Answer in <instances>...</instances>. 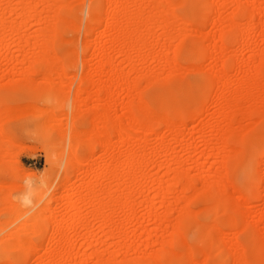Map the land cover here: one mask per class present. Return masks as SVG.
I'll return each instance as SVG.
<instances>
[{
  "label": "rangeland",
  "instance_id": "374dc122",
  "mask_svg": "<svg viewBox=\"0 0 264 264\" xmlns=\"http://www.w3.org/2000/svg\"><path fill=\"white\" fill-rule=\"evenodd\" d=\"M40 1L42 0H25L24 3V0H0V20L4 21L7 33L3 41L0 36V102L7 108L31 106L26 110L20 109L23 112L16 109L12 115L16 117L20 112V119L18 116L9 117L10 120L4 124V137H0V264H11L16 260L20 264H39L44 258L43 252L48 248L47 242L52 234V227L44 222V218L49 217L53 211H57V223L63 222L60 228L62 227L61 232L65 238L61 244L53 247L72 253L69 257L71 262L65 264H76L82 260H86V264H94L97 257L103 264H180L182 256H187L184 264H233L234 253H242L247 261H254V254L263 243L262 238L264 239V172L260 176L256 171L261 161H264V75L257 78V85L256 82H251L252 88L244 83L248 84L247 80L250 79L256 80V72L262 70L264 63L261 59L264 53V0H208L213 2L210 3L213 7L210 11L203 10L198 0H176L178 6L175 4L170 9L176 17L168 19L171 23L167 20L171 24L167 32L160 26L161 18L165 17L152 16L159 21L147 19L151 18L153 7L165 0H117L118 8L129 14L138 9V1L143 11L142 22L145 21V25L141 26L146 28L145 32L139 30L138 35L144 34L142 39L146 41L148 48L141 55L137 54L135 48L134 51L130 50L127 54L129 59L119 49L113 50L114 52L109 50L111 42H103L104 45L94 48V52H87L85 48L88 43L99 45L100 38H107L110 33L107 27L110 22L104 14L110 0H64L63 11L59 12L53 9L52 0H47L46 5ZM30 4L35 7L39 16L36 13L32 17L21 14ZM238 7L243 9L244 15H235ZM56 16H61L59 18L64 20L62 23L66 24V28L61 34L62 42L58 41L49 54L58 63L47 70L36 66L31 60L40 56L41 43L50 45V40L53 41L51 38L54 37V31L52 33L50 29L59 27ZM92 16L103 17L101 23L91 22ZM202 16L207 22L201 23ZM145 19L149 20L148 23ZM165 20L166 18L163 22ZM103 22L105 26L102 25ZM89 25L94 27L92 33L87 32ZM222 30L237 32L239 43L235 44L231 35L224 47L219 40ZM182 38H185L186 49L184 46L177 53ZM219 47L223 48L219 51ZM103 51L107 53L101 55ZM91 56L92 60L89 59ZM103 56L113 60L114 68L124 78L120 88H113L114 79L110 74L101 78L98 65ZM83 60H88V66L93 65V70L94 66L98 67V70H94L97 75L95 74L89 87H84L81 82L86 65ZM224 68L226 73L223 72ZM107 69L105 73L110 72ZM222 72L223 75L228 73L225 76V88L216 93L214 83ZM25 86L34 87L38 91ZM102 86L110 89L111 100L98 95V89ZM244 86L247 87L246 92L250 88L252 95L254 93V98L250 97L254 100L251 99L254 107L250 104V99V103L245 101L248 108L252 106V109H257L256 113L252 110L254 115L248 116L251 112L245 113L247 108L243 106L242 109L241 105L240 114L234 110L239 115L236 116L237 119L234 117L235 113L231 112L237 120L233 123L235 126L230 121L229 126L232 128L227 127L229 123L227 124L228 117L225 114L228 109L225 107L228 108L229 105L226 104L229 102L224 104L223 100L240 98V91H245ZM245 93H241V100L243 95L246 97ZM218 96L223 100L220 101L221 97ZM245 97L243 102L238 98V102L244 103ZM159 98L162 100H158ZM131 103L144 106L143 108L150 107L155 113L171 118L182 114L183 125L177 130V141L163 126L159 130V138L150 132L151 129H147L145 142L142 141L141 132H138L124 147L117 135L112 137V146L118 150L113 157L123 161L125 150L131 146L137 152H145L148 161L141 170L132 173L134 184L124 187L122 192L124 198L129 193L135 196L136 208L132 219H129L125 208L114 207L109 203L112 207L109 211L113 216L110 223L112 226L109 228L111 231H108L92 214L94 209L91 205L82 203L77 211L72 212L63 206L60 196H63L64 201L75 187L81 188L86 184L88 186L95 183L97 189V161L103 157V152L97 147V112L101 115L112 111L113 117L128 124L130 115L127 110ZM223 111L225 114H220ZM101 128L102 125L98 129ZM228 128H234L235 135L241 139L238 142L234 130H231L237 140H234L235 145H230L232 149L228 147L229 150L225 151L227 155H224L235 164L231 163L233 167L230 165L225 169L219 167V161L222 162L221 146L225 143L222 132ZM208 136L213 139L209 145L205 143ZM185 138L189 140L188 144L181 145L179 141ZM243 138L247 140L244 145ZM171 160L175 163L171 162L172 165L168 166ZM83 168H86L87 173L80 181L78 176L81 177L82 174H79L78 169ZM175 175H181L182 183L173 187L174 190L172 188L166 200L159 198L162 195L158 185L168 188ZM185 179L191 182L188 190L181 186ZM105 182L99 189L108 186L111 188H108L111 196H114L121 183ZM206 190L211 193H206ZM76 200L77 198L74 201ZM148 204L154 206L153 215L148 214ZM181 211L188 213V227L181 232L182 235H175ZM236 215L242 221L241 233L227 225ZM157 217H163L164 220L160 221ZM35 222L43 224L48 233L42 239H34L39 252L36 250V255L32 253L31 256L24 255L21 249L17 252L16 247L14 250L11 247L10 250L16 234ZM204 230L215 238L219 232H223L220 241H215L221 249L204 243L197 234L198 231L205 232ZM172 239L178 240L172 249L175 252H170L168 246ZM221 239H225L227 243ZM65 240L71 241V245H66ZM191 250L196 252L195 256ZM174 255L177 257H173ZM158 256L163 260L158 259ZM261 258L264 264V253Z\"/></svg>",
  "mask_w": 264,
  "mask_h": 264
},
{
  "label": "bare ground",
  "instance_id": "6f19581e",
  "mask_svg": "<svg viewBox=\"0 0 264 264\" xmlns=\"http://www.w3.org/2000/svg\"><path fill=\"white\" fill-rule=\"evenodd\" d=\"M49 1V0H48ZM106 1V0H105ZM121 1H124V0H121ZM20 2H22L23 3V1H20ZM19 2V3H20ZM51 2V1H50ZM52 2H53V9L55 10V11H57V12H59V11H63V3H64V0H52ZM212 2V1H211ZM211 2H209L208 0H198V3H199V5L203 8V10H205V11H210L211 10V5H210V3ZM24 3H25V0H24ZM40 3L41 4H44V5H46L47 4V0H42V1H40ZM105 3H107V2H105ZM181 3V2H180ZM180 3H179V5H180ZM94 4V3H93ZM177 5L178 6V4L176 3V0H165V2H163V3H161V4H158V6H155V7H153V9H152V14L150 13V16H151V18H147V19H149L150 21L153 19V20H158V19H156L157 17V15H160L161 17H165L166 18V20L163 22V19H165V18H161V29L164 31V32H167V31H169V29L171 28V19H172V17H176L175 16V14H174V12H173V10H170V9H172V7L174 6V5ZM212 4H213V2H212ZM137 5H138V9L136 10V11H134L133 13H131V14H129V13H127L125 10H123V9H121V8H118V1L117 0H110V1H108V4H106V7H105V10H104V14H105V16L108 18V22H110L109 24L110 25H107V27H108V35H107V38L105 39V38H103V37H101L100 38V40H101V42H100V44L99 45H97V43L95 44V45H93V44H91V43H88V45H87V47L85 46V48H87V52L88 51H91V50H93L94 48H96V47H100V46H103L104 45V43L107 41V42H111V49H109V50H116V49H119V51H120V53L121 54H123L124 56H127V54H129V52H130V50L132 51L134 48V50L137 52V54H139V55H141L142 54V52L143 51H145L147 48H148V45H147V43H146V41L144 40V39H142V36H144V34L140 37L138 34H139V32L140 31H144L145 32V29L144 28H146V27H142L141 26V24L142 25H145L144 23H145V21L144 22H142V19H144L143 18V11L140 9V7H139V5H140V2L138 1L137 2ZM20 6V5H19ZM24 6H25V4L23 5V7L22 8H24ZM21 7V6H20ZM27 7V8H26ZM25 7V10L23 9V11H22V13L21 14H25V16H30V17H32L33 15L32 14H34V13H36V14H38V16H39V13L35 10V7L32 5V4H30V5H28V6H26ZM169 9V12H168V10L167 9ZM175 8V7H174ZM213 8V7H212ZM245 9V8H244ZM245 11V10H244ZM251 12V11H250ZM10 13V12H9ZM208 13V12H207ZM252 15H253V13H251ZM164 15V16H163ZM166 15V16H165ZM167 15H168V17H167ZM169 15H172L171 17H169ZM236 16H240V15H244L243 14V9H241L240 7H238L237 8V10H236V14H235ZM37 16V17H38ZM149 16V17H150ZM152 16H155L156 18L154 19V18H152ZM159 16V17H160ZM248 16V15H247ZM59 17H61V16H59ZM58 16H56V21H58V23H59V27L57 28H55V27H53V30H52V27H51V32L53 33V31H54V37H52L51 39L53 40L52 42H51V40H50V45H48V44H45V43H41L42 45H41V54H40V56H38V57H36L37 59H35V58H33V60H31V61H33V63L36 65V66H38V67H40V68H43V69H47V70H51L52 69V67L54 66V64L55 63H58V61L56 62V60L55 59H53V58H55V57H49V54L51 53V52H53V50H54V48H55V46H56V43L59 41H61L62 39H61V34H62V32L65 30V28H66V24L64 25L62 22L64 21H62L60 18H59ZM93 17V16H92ZM251 17V16H250ZM29 18V17H28ZM33 18H35V17H33ZM103 18V17H102ZM102 18H100V17H93L92 19H93V21H91V22H93V23H95V24H99V23H101V21H102ZM178 18V17H177ZM104 19H105V17H104ZM147 19H145L146 21H147V23H148V21L149 20H147ZM168 19H170V20H168ZM250 19V18H249ZM152 20V21H153ZM170 21V23L168 22V21ZM178 20H180V19H178ZM159 21V20H158ZM167 21V22H166ZM205 22H207V20L205 19V17H203L202 16V18H201V23H205ZM105 22H103L102 23V25L104 24ZM146 23V25H148ZM88 25V24H87ZM231 25V24H230ZM101 26V25H100ZM103 26H105V25H103ZM131 26V27H130ZM6 25L4 24V21L3 20H0V36H1V41H3V39H5V35L7 34L6 33ZM230 27V26H229ZM97 28V27H96ZM129 28V29H128ZM130 28H132V29H130ZM234 28V27H233ZM14 29V28H13ZM55 29V30H54ZM107 29V28H106ZM140 30V31H139ZM150 30V29H149ZM16 31V30H15ZM94 31V27L92 26V25H89L88 27H87V32L88 33H92ZM107 31V30H106ZM223 31V33H222V35L221 36H219L220 38H219V40H220V43H222V45L224 46L226 43L225 42H227L229 39H231V35L233 36V41H234V43L235 44H238L239 43V41L237 40L238 38H236L237 36H238V34H237V32H231L230 30L228 31V32H224V30H222ZM97 32V31H96ZM147 32H149L148 31V29H147ZM13 33H14V31H13ZM142 33V32H141ZM140 33V34H141ZM229 33V34H228ZM15 34V33H14ZM229 35V36H228ZM104 36V35H103ZM139 36V37H138ZM144 38V37H143ZM187 39V38H186ZM64 40V39H63ZM123 40V41H122ZM145 41V43H144V41ZM189 41V40H188ZM62 42V41H61ZM104 42V43H103ZM185 38L183 39H181L180 40V44H179V48H178V50H177V53H179L180 51H181V49H184V46H185V49H186V45H185ZM187 44V43H186ZM114 45H117V46H114ZM188 45L190 46V44L188 43ZM187 45V46H188ZM203 45V44H202ZM221 45V46H222ZM114 46V47H113ZM192 46V45H191ZM113 47V48H112ZM225 47V46H224ZM57 48V47H56ZM221 48H223V47H219V51L221 50ZM103 49H104V47H103ZM188 49H190V48H188ZM108 49H107V51H109ZM133 50V51H134ZM217 50L218 49H216V52L215 53H217ZM107 51H103L102 53H101V55L102 54H105V53H107ZM113 51V52H114ZM191 51V50H190ZM93 52H94V50H93ZM109 53V52H108ZM192 53V52H191ZM90 54H91V52H90ZM199 55H200V52L198 53ZM226 54V53H225ZM92 55V54H91ZM182 55V54H181ZM221 55V54H220ZM94 56V55H93ZM106 56V55H105ZM262 56V55H261ZM68 57V56H67ZM66 57V58H67ZM104 57V56H103ZM128 57V56H127ZM89 58V57H88ZM102 58V57H101ZM101 58H100V60H101ZM222 58V57H221ZM229 58V57H228ZM35 59V60H34ZM58 59H59V57H58ZM89 59H93V57L91 56V58H89ZM88 59V60H89ZM128 59H129V57H128ZM131 59V58H130ZM262 59V62H264V53H263V57L261 58ZM88 60L87 61H85V60H83V63L84 62H86L85 64V71H84V75H83V77H82V79H81V82H82V84L84 85V87H89L90 86V83L92 82V80H93V78L97 75V71H94L95 70V68L97 69L98 67V69L100 70V73H101V78H102V76L104 77V75L106 76V75H109L110 74V76H112L113 77V79H114V81H113V88H120V83L121 82H123L124 81V78H122L121 77V75H119L118 74V72L116 71V69L114 68V66H113V60H111V59H109V58H106V57H104L103 59H102V61H101V64L100 65H98V67H96V66H94V70H93V68H92V66H88ZM24 61H25V59H24ZM29 61V60H28ZM97 61V60H96ZM17 62H20V61H17ZM224 62V61H223ZM222 62V63H223ZM259 62H261V60L259 61ZM262 62L260 63V66H261V64H262ZM23 63V62H22ZM93 63V62H92ZM59 64H60V62H59ZM91 64V63H90ZM96 65H97V63H95ZM56 65V64H55ZM222 65V64H221ZM224 65H225V62H224ZM263 65V67H264V63L262 64ZM105 67H109L107 70H110V72L109 73H105ZM262 67V66H261ZM260 67V68H261ZM262 67V70H264V68ZM97 69V70H98ZM258 69V68H257ZM221 70H222V68H221ZM262 70L260 69V71L259 70H257L258 72H256V80H252V79H250V80H247L249 83L247 84V83H244V82H242V83H244V85H250L249 87L250 88H252V86H251V82H256L255 84L257 85V82H258V79H260L261 77H262V75H264V71L262 72ZM224 73H226V69L224 68V71H223ZM223 72L221 73V76L219 75V77L217 78V81H216V83H214V86L216 87V93H217V91H222L224 88H225V83H226V80H227V78L225 77L226 75H223ZM96 74V75H95ZM261 75V76H260ZM258 78V79H257ZM212 81V80H211ZM212 82H214V81H212ZM254 83H253V85H254ZM111 84V83H110ZM255 85V86H256ZM110 86V85H109ZM243 86V85H242ZM23 87V86H22ZM25 87H28L29 89H32V90H36L35 92H37L38 90L37 89H34V87H31V86H25ZM256 87H258V86H256ZM16 88V87H15ZM27 88V89H28ZM244 88V90L245 91H243L244 93L247 91L246 89H247V87L245 88V86L243 87ZM242 88V89H243ZM250 88H248V92H246L245 94H249L250 93V91H251V89ZM256 89V88H255ZM31 90V91H32ZM33 91V92H34ZM43 91H45V90H43ZM242 92V90L240 91V100H241V93H243ZM98 95H100V96H102V97H104V98H108V99H110L111 100V97H112V93H111V91H110V89L108 88V87H105V86H102L101 88H99L98 89ZM166 93V92H165ZM167 94V93H166ZM246 95V97L243 95V97H245V99H244V101L245 100H248V99H250V101H251V99L252 98H254V93H253V95H252V91H251V94H249L250 96H247ZM258 95V94H257ZM260 95V94H259ZM237 96H238V94H237ZM253 96V97H252ZM255 96H256V94H255ZM263 96V95H262ZM219 97V96H218ZM221 97V96H220ZM219 97V98H220ZM243 97H242V100H243ZM250 97H252V98H250ZM162 98V97H161ZM237 98V99H238ZM259 98V97H258ZM171 99H173V98H171ZM236 98H234V99H232V100H227V99H225V100H223V98L221 97L219 100L221 101V100H223L225 103L224 104H226L227 103V101L230 103V102H232L231 104H226L227 106H228V108L227 107H225L226 109H228L227 110V113L225 114L224 113V111L223 112H221L220 114H225V116H226V118L228 117V119H227V124H228V126L227 127H231L232 128V126H229L231 123H230V121L232 122V125L233 126H235L233 123L235 122V120L237 119L236 118V116H237V114H240V106L242 107V109H243V106H246V110L244 111L245 113H248L249 111L251 112L252 110H254V114L256 113L255 112V110H257L256 108H254V109H252V102L254 101L253 99V101H251V103H250V101L248 102V103H250L252 106H250L251 108H248L247 106H248V104L246 103V101L244 102V103H246L245 105H243L244 103H242V104H240V102H238V100H237ZM255 99H256V97H255ZM139 100H140V98H139ZM138 100V101H139ZM144 100V99H143ZM142 100V101H143ZM158 100H162V99H158ZM235 100H237V101H235ZM241 100V102H243ZM258 100V99H257ZM141 101V100H140ZM144 102V101H143ZM235 102V103H234ZM237 102V103H236ZM257 102V101H256ZM141 105H142V103L141 102H139ZM233 104L235 105L234 107H233ZM239 104V105H238ZM249 104V105H250ZM3 103L2 102H0V137H4L3 136V130H4V124L7 122V120H8V118L10 117V118H12V117H14V115H12L13 113H14V111L16 110V109H19V111H21L20 109H22L23 110V108H24V110H26V108L27 107H31V106H27V105H25L26 107H21V106H19V108H18V106L17 107H13V108H11V107H3ZM141 105L140 106H136L135 104H133V103H131L130 104V106H128V113H129V115H130V118H129V123L127 124H124L121 120H119L118 118H116V117H113L111 114H112V111H107V112H105L104 114H101L100 115V113H98L97 112V147H99L100 149H101V151L103 152L102 154V158L99 160V161H97V189H96V184L95 183H92V184H90V185H88V186H86V185H84V186H81V188L80 187H75V189H73L72 191H71V194H69L68 196H67V199L66 200H64L63 201V196L61 197L60 196V201H62V204H64L63 206H65V207H68V209L70 210V211H72V212H74V211H77L78 209H79V207H80V205L82 204V203H86V204H89V205H91L92 207H93V212H92V214L96 217V219H98L101 223H102V226H103V228L104 229H109L110 228V223H111V219H112V216H113V213H111V211H109L110 209V207L113 205L114 207L115 206H117V207H123L122 209H126L127 210V215L129 216V219L134 215L133 214V211L135 210L134 208H136V206H135V196L132 194V193H129L128 195H125V198H124V196H123V194H122V192H123V189H124V187H129V186H131L132 185V183L134 182V180H133V182H132V173L133 172H135V171H139V170H141L145 165H146V162L148 161L147 160V154L145 153V152H143V151H141V152H137L134 148H130V147H128L126 150H125V152H124V156H125V159L123 160V161H119V158H116V157H113V156H115L114 155V153H116L115 151L117 150L116 148H114L113 146H112V137L113 136H115V135H117L118 136V138H119V140H120V143L122 144V146L124 147V146H126L130 141H131V139H133V135L134 134H136V133H138V132H141V135H142V141H144V139L146 138V136H145V131H147V129L150 131V129H151V131L150 132H152L153 133V135H155L156 137H158L159 138V136H160V134H159V130H160V128L163 126V127H165L166 129H168V131H169V133L171 134V136L174 138V140H176L177 141V139H178V135H177V130H179L180 129V127H182V125L183 124H181V121L183 120V116H182V114H177V115H175V117L174 118H171L170 116H167V115H164V114H162V115H160V114H157V113H155V111H152L151 109H149L150 107L148 106V105H146V104H144V105H146V106H148L149 108H143V107H141ZM237 105V106H236ZM224 106V105H223ZM21 107V108H20ZM234 109H233V108ZM254 107V106H253ZM231 110H230V109ZM236 108H238V110L236 109ZM28 109V108H27ZM233 109V110H232ZM241 109V110H242ZM250 109V110H249ZM229 110H230V112H229ZM234 110H235V112L237 113H235L234 112ZM248 110V111H247ZM194 111V110H193ZM195 111H196V109H195ZM221 111V110H220ZM243 111V110H242ZM247 111V112H246ZM18 111H16V113H17ZM21 112H23V111H21ZM199 112V111H198ZM235 115H233L236 119H234L233 118V116H232V113ZM253 112V111H252ZM251 112V114L250 113H248L247 115L248 116H252V113ZM189 113V112H188ZM15 114V113H14ZM19 114V115H18ZM22 114V113H21ZM20 112H18L16 115L18 116V118L20 119ZM228 114V115H227ZM250 114V115H249ZM253 114V115H254ZM12 115V116H11ZM246 115V114H245ZM245 115H243V117L245 116ZM264 115V114H263ZM16 116V117H17ZM195 116V115H194ZM16 117H14V118H16ZM190 117H193V116H190ZM237 117H239V115L237 116ZM52 119V118H51ZM53 119H55V118H53ZM264 119V118H263ZM10 120V119H9ZM8 120V121H9ZM237 121V120H236ZM183 123V122H182ZM237 123V122H236ZM235 123V124H236ZM226 124V125H227ZM100 125H102V128L101 129H98L99 128V126ZM57 128V127H56ZM134 128H137V130H139V131H137L136 129V131L134 130ZM230 128H228V130L226 129V131L224 130L223 132H222V137L224 138V144H223V146H221V147H223L222 148V150H223V156H221L222 158V162L221 161H219L221 164H219V167H225V169L228 167V166H230L231 165V163L232 164H235V162H231L230 161V159H229V157L227 158V156H225V155H227L226 153L227 152H225L227 149H228V147L230 148V149H232L231 148V146L230 145H235V143H236V141L234 142V140H237L236 138H235V136L236 137H238L237 135H235V130H234V128L233 129H230ZM231 130L233 131L234 130V135H233V132H231ZM162 131V130H161ZM148 132V131H147ZM231 133V134H230ZM162 134V133H161ZM259 135V134H258ZM257 135V136H258ZM232 136H234V137H232ZM247 136V135H246ZM155 137V138H156ZM245 137V136H244ZM248 137V136H247ZM257 138H260V136L259 137H257ZM229 139H231V141L229 140ZM232 139H233V141H232ZM239 139H241V138H239L238 137V142H240L239 141ZM253 139V138H252ZM146 140V139H145ZM212 141H213V139H211V136H208L206 139H205V143H207V145H209V144H211L212 143ZM246 139H244L243 138V140H242V145H244L245 143H246ZM145 142V141H144ZM188 142H189V140H187V138H185V139H183V140H181V141H179V143H181V145H186V144H188ZM227 142V143H226ZM231 142H233L232 144H231ZM141 143V142H140ZM262 143V142H261ZM80 144V143H79ZM214 144V143H213ZM89 145V144H88ZM219 146V145H218ZM80 147V146H79ZM122 147V148H123ZM119 148V147H118ZM1 149H2V146L0 145V152H1ZM213 149V148H212ZM123 150V149H122ZM140 150V149H139ZM142 150V149H141ZM155 150V149H154ZM220 150V149H219ZM218 150V151H219ZM229 150V149H228ZM227 150V151H228ZM118 151V150H117ZM121 151V150H120ZM214 151V150H213ZM212 151V152H213ZM231 151V150H230ZM156 152V151H155ZM245 152V151H244ZM251 152V151H250ZM148 153V152H147ZM154 153V152H153ZM224 153H225V155H224ZM252 153V152H251ZM211 154V153H210ZM219 154H221V153H219ZM250 154V153H249ZM149 155V154H148ZM151 155V154H150ZM251 155V154H250ZM258 155V154H257ZM210 156V155H209ZM214 156V154L212 155V157ZM219 156V155H218ZM217 156V158L219 159V157ZM241 156V155H240ZM252 156V155H251ZM258 157V156H257ZM215 158H216V156H215ZM241 158V157H240ZM240 158H239V160H240ZM259 158V157H258ZM172 159V158H171ZM175 161V160H174ZM260 161V160H259ZM150 162V161H149ZM152 162V161H151ZM171 162H173L172 160L171 161H169V163H168V166H171L172 165V163ZM175 162H173V164H174ZM177 163V162H176ZM223 163V164H222ZM259 163V162H258ZM169 164H171V165H169ZM251 164V163H250ZM220 165H222V166H220ZM237 166V165H236ZM231 167H233L232 165H231ZM234 169V168H233ZM232 169V170H233ZM256 169H257V167H256ZM79 170V174H82V175H80L81 177H79L78 176V179L80 180V181H82L84 178H85V176H86V173H87V170H86V168H83V169H78ZM170 170V169H169ZM143 171V170H142ZM256 171H258V173H259V175L261 176L262 174H263V172H264V161L262 162L261 161V163L259 164V167H258V170H256ZM81 172V173H80ZM146 172V171H145ZM172 172L170 171V174H171ZM226 173V172H225ZM137 174V173H136ZM140 174H142L141 172H140ZM145 175H146V173H145ZM188 175V174H187ZM173 176V175H172ZM259 176V177H260ZM176 177V178H175ZM188 178H189V176H188ZM262 178V177H261ZM79 180H78V182H79ZM202 180V179H201ZM104 181H106V182H108V181H118V182H120L121 183V185L119 184V186H117L118 187V189H117V193L114 195V193H112V195H114V196H111V188L110 187H108L107 186V188H104V187H100L101 189H99V186H101V184L104 182ZM220 181V180H219ZM106 182H105V184H106ZM117 183V182H116ZM182 183V177H181V175H175L174 176V179H173V182L172 183H170V185L168 186V188L166 187V188H164L163 186H161V184L160 185H158V189H160V191L159 192H161V195L163 196H161V197H159V198H162V199H164V200H166V196H167V194L168 193H170L171 191H172V188L173 187H177V185H179V184H181ZM78 184V183H77ZM134 184V183H133ZM221 185V184H220ZM223 185V184H222ZM75 186V185H74ZM77 186V185H76ZM103 186V185H102ZM157 186V185H156ZM155 186V187H156ZM181 186H183L182 188H184L185 190H188L190 187H191V182H189L188 180L186 181V179H185V182H184V184H182ZM254 186V185H253ZM108 188H110V189H108ZM164 188V189H163ZM211 188V187H210ZM64 189V188H63ZM175 188H173V190H174ZM192 189V188H191ZM249 190H251L250 188H248ZM211 190V189H210ZM258 190V189H257ZM253 191V190H252ZM0 192H1V187H0ZM207 192H209V191H207L206 190V193ZM219 192V191H218ZM247 192H248V190H247ZM258 192V191H257ZM61 193V192H60ZM59 193V194H60ZM204 193V192H203ZM209 193H211V191L209 192ZM250 193V192H249ZM202 194V193H201ZM201 194L199 195V196H201ZM205 194V193H204ZM203 195V194H202ZM253 195V194H252ZM258 195H259V193H258ZM77 196H79V198L77 197ZM158 196H159V194H158ZM198 196V197H199ZM249 196H251V194L249 195ZM219 197V196H218ZM75 198H77V200L76 201H74L75 200ZM214 198V197H213ZM249 198V197H248ZM57 199H59V198H57ZM164 200H162L163 202H164ZM217 200V199H216ZM59 201V200H58ZM218 201H219V203H221V201L218 199ZM55 202H56V200H55ZM64 202V203H63ZM162 202V203H163ZM3 203V202H2ZM109 203L111 204V206L109 205ZM150 203V202H149ZM149 205V204H148ZM147 205V206H148ZM49 209V208H48ZM46 210V209H45ZM111 210H112V207H111ZM47 211V210H46ZM53 211V210H52ZM116 211V210H115ZM153 211H154V206H152L151 204L149 205V207H148V214L149 215H153ZM113 212H114V210H113ZM182 212V211H181ZM57 211H53L52 213H51V215L49 216V217H45L44 218V222H46L47 224H50L51 225V227H52V234H51V236H50V238H49V240H48V248H46L45 249V252H43L44 253V258L42 259V260H40L41 262H39V264H60V263H67L68 261H70L71 262V260H69V257L71 256L70 254H72V253H70V252H67V251H61V250H56L53 246L54 245H58V244H61L62 242H63V240L65 239L64 238V234H63V232H61V228H60V224H63V222L62 223H60V224H58L57 223ZM44 214V213H43ZM181 216V215H180ZM114 218V217H113ZM158 218V217H157ZM239 217H238V215H236L235 217H233L229 222H228V227L229 228H231V229H233L234 231H238V233H241V232H239V231H241V222L239 221V219H238ZM132 219V218H131ZM160 221H162V220H164V218L163 217H161V218H158ZM157 219V220H158ZM189 218H188V213L186 212V211H183L182 212V216H181V220H180V222L178 223V225L176 226V228H175V235H182V231L185 229V228H187L188 226H187V220H188ZM241 219V218H240ZM80 220V219H79ZM243 220V219H242ZM64 221V220H63ZM73 223H76L77 221H72ZM130 222V221H129ZM112 226V225H111ZM187 226V227H186ZM197 227V226H196ZM195 227V228H196ZM242 227H244V226H242ZM255 227V226H254ZM27 228V229H26ZM242 229H245V228H242ZM51 230V229H50ZM75 230V229H74ZM116 230V229H115ZM72 231V230H71ZM108 231H111L110 229L108 230ZM205 231V230H204ZM186 232V231H185ZM51 233V232H50ZM73 233L75 234L76 233V231H73ZM110 234H111V232H109ZM184 233V232H183ZM187 233V232H186ZM218 233V232H217ZM48 233H47V229H46V227H44L43 226V224H41L40 222H35L34 224H31V225H29V226H25V228L23 229V230H21V231H19L17 234H16V237H14V239L12 240V242H11V245H10V250H11V247H13L12 248V250H14V247H16V249H17V252H19L20 251V249L21 250H23V254L24 255H31L32 253H35L36 252V250H37V246H36V243H35V241H34V239H42V238H44V237H46V235H47ZM74 234H72V235H74ZM77 234V233H76ZM195 234V233H194ZM197 234H199L200 236L199 237H201L202 238V240L204 241V243L207 245V246H215L216 245V240H219L220 241V239L219 238H221L222 236H223V232H221V234H220V232H219V235H217V237L215 238V237H213L210 233H208V232H200V231H198V233ZM196 235V234H195ZM49 236V235H48ZM66 237V236H65ZM177 237V236H176ZM179 237V236H178ZM198 237V238H199ZM182 238V237H181ZM180 239V238H179ZM182 239H184L185 240V238L183 237ZM258 239H259V237H257L256 238V241H258ZM221 240H223V239H221ZM225 240V239H224ZM223 240V241H224ZM37 241V240H36ZM42 241V240H41ZM66 241V240H65ZM64 241V242H65ZM98 241V240H97ZM176 241H177V243H178V240H175V239H172V240H170L169 241V243H168V246H169V248L171 249H169L168 247V249L170 250V252L172 251V249L173 248H175V245H176ZM203 241H202V243H203ZM222 241V242H223ZM225 242V241H224ZM238 242V241H237ZM262 244L261 245H259V247H258V249H257V251L255 252V254H254V257H255V259H254V261H247L246 260V258H244L241 254H236V253H234V251H233V253H234V255H233V264H262V255H263V253H264V239L262 238ZM91 243V242H90ZM98 243H99V241H98ZM183 243H184V241H183ZM225 243H227V242H225ZM225 243H223V244H225ZM66 245H71V241H66V243H65ZM179 244H180V242H179ZM218 244H219V242H218ZM90 245H92V243L90 244ZM166 245V244H165ZM180 245H183V244H180ZM226 246H227V244H226ZM239 246V245H238ZM189 247V246H188ZM205 247V246H204ZM216 247H217V245H216ZM220 249H221V247L220 246H218ZM217 247V248H218ZM240 247V246H239ZM19 248V249H18ZM38 248H40V247H38ZM223 248V247H222ZM189 250L190 251V249L189 248H186V250ZM207 249H208V247H207ZM213 249H215V247L213 248ZM7 250V249H6ZM187 250V251H188ZM211 250V249H210ZM219 250V249H218ZM166 251H167V249H166ZM166 251H164V252H166ZM224 251H225V249H224ZM229 251V250H228ZM37 252H39L38 250H37ZM168 252V251H167ZM166 252V253H167ZM172 252H175V251H172ZM199 252V251H198ZM210 252H212V251H210ZM232 252V251H231ZM21 253L22 252H20V255H21ZM191 253H192V255L193 256H195L196 255V252L195 251H193V250H191ZM200 253V252H199ZM222 253V252H221ZM230 253V252H229ZM175 254V253H174ZM188 254V253H187ZM200 254H202V253H200ZM232 254V253H231ZM231 254H230V256H231ZM35 255H36V253H35ZM163 255V253L161 254V256ZM170 255V254H169ZM211 255V253L208 255V256H210ZM221 255V254H220ZM219 255V256H220ZM32 256V255H31ZM73 256V255H72ZM96 256H97V254H96ZM161 256H158V259H162V258H159V257H161ZM177 257V255H174L173 257ZM223 256V255H222ZM229 256V257H230ZM245 256V255H244ZM249 256H251V255H249ZM25 258L26 257H28V256H24ZM172 257V256H171ZM221 257V256H220ZM219 257V258H220ZM224 257V256H223ZM166 258V257H165ZM22 259H24V258H22ZM71 259V258H70ZM223 259V258H222ZM21 260V259H20ZM74 260V259H73ZM163 260V259H162ZM177 260V259H176ZM229 260V259H228ZM168 261V260H167ZM179 261V260H178ZM185 261H187V256H182V257H180V264H184L185 263ZM218 261H219V259H218ZM221 261V260H220ZM75 262V261H74ZM77 262V261H76ZM228 262V261H227ZM4 263H6V262H3V263H1V264H4ZM21 263V262H20ZM17 260L15 261V262H13V263H11V264H20ZM69 263V262H68ZM71 264V263H70ZM76 264H86V260H82L80 263L78 262V263H76ZM94 264H103V261H101V259L100 258H98L97 257V261H95V263ZM135 264V263H134ZM137 264V263H136ZM179 264V263H178ZM224 264V263H223Z\"/></svg>",
  "mask_w": 264,
  "mask_h": 264
}]
</instances>
